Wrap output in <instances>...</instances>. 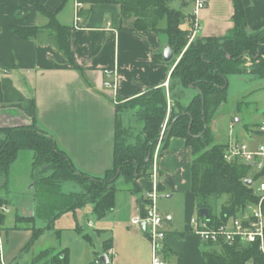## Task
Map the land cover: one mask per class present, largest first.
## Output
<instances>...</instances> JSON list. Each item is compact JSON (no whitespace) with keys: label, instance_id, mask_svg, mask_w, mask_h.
<instances>
[{"label":"crops","instance_id":"obj_1","mask_svg":"<svg viewBox=\"0 0 264 264\" xmlns=\"http://www.w3.org/2000/svg\"><path fill=\"white\" fill-rule=\"evenodd\" d=\"M32 1L40 2L49 11H58L59 22L72 28L71 47L82 70L71 66L51 31L44 30L31 38H22L13 31L12 26L47 25L48 18L37 10ZM170 5L185 15L192 12V3L187 0H172ZM244 5L248 31L263 29L264 0H244ZM233 14V0H207L206 7L196 18L198 26L193 27L191 39L225 36L234 25ZM185 22L182 27L189 28L187 18ZM166 46H169L166 38L159 33L136 30L135 19L123 17L119 4H93L79 0H0V126L36 123L67 152L77 169L102 176L113 166L118 134L131 144L135 143L131 141L134 130L137 131L136 143L144 139L143 124L137 120L136 109L118 113V101L134 98L151 87L164 86L169 109L174 104L169 91L173 65L171 60H164ZM106 68L116 73L115 88L104 86ZM189 89V92L183 89V104H187L196 93L193 87ZM228 140L227 135L223 142ZM26 150L29 152H24ZM21 155L28 157L31 164L28 180L33 182L34 152L22 149L10 166L7 187L12 185V172ZM192 160V150L185 139L172 137L153 165L152 174L155 167L156 180L152 175L150 179L140 177L137 180L140 195L145 198L155 186L159 192L169 191L168 198L179 195L187 204V218L179 223L180 229H174V215L170 214L173 226L167 228L165 240L168 264L173 258H177L178 263L174 260L172 264H207L204 251L208 243L191 227V219L197 215L195 195L191 190ZM61 186L63 190L62 182ZM31 187H34V182ZM125 191L127 206L135 211L132 218L141 216L140 195L128 189ZM118 192L119 189L116 207L111 211L114 213L119 202L124 203L119 198L117 200ZM0 194L7 199L6 205L12 212L11 196L1 190ZM33 199L35 201L34 194ZM16 213L19 215L18 210ZM8 214L0 210V235L4 262L12 264L30 241L32 230L27 223L18 222L17 215L10 223ZM21 216L35 215L24 213ZM115 247L113 240L111 255L116 256ZM129 264H151L150 255L148 253Z\"/></svg>","mask_w":264,"mask_h":264},{"label":"trees","instance_id":"obj_2","mask_svg":"<svg viewBox=\"0 0 264 264\" xmlns=\"http://www.w3.org/2000/svg\"><path fill=\"white\" fill-rule=\"evenodd\" d=\"M79 1L119 4L123 17L135 19L136 30L155 31L166 38L174 52L170 61L173 69L169 86L174 104L169 109L164 86L151 87L134 98L118 101V113L136 109V115L143 124L144 139L131 144L118 134L113 166L102 176L77 169L67 152L36 123L0 126V190L7 187L10 166L19 151L30 149L34 152L32 178L36 215L46 220L47 224L45 228H37L34 225L35 216L17 215V221L28 223L32 230V237L23 250H29L44 230L52 228L64 213H76L92 204L98 218L105 217L116 207L119 178L123 179L133 194L140 195L137 180L140 177L151 178L154 152L163 131L160 153L168 147L172 137L185 139L192 150L191 190L195 195L197 216H202L200 209L208 208L211 224L217 225L226 216H237L254 203L257 200L256 188L244 182L247 178L256 177L251 174V166L241 161H227L224 158L227 143L216 141L210 126L214 113L228 99L229 75L249 72L264 77V28L248 31L244 0H233L234 25L225 36L193 40L192 15H185L172 7V0ZM31 3L48 18L47 25L12 26L13 31L22 38L38 36L44 30L51 31L71 66L82 70L71 47L72 28L59 22L58 11H49L38 1ZM186 18L190 23L189 28L182 27ZM189 87L196 89V93L187 104H183V89ZM64 180L78 182L81 190L64 192L61 186ZM223 195L228 196L227 201L216 212L218 200ZM139 200L142 203V215H145V205L149 200L143 195L139 196ZM3 203L6 204L7 199L0 195V204ZM103 246V252L108 253L113 246V239L105 240ZM67 250L55 253L53 247L46 248L34 257L33 263L66 264ZM99 256L97 254L96 258ZM204 256L207 264H264V254L257 243H237L234 246L208 243Z\"/></svg>","mask_w":264,"mask_h":264},{"label":"rangeland","instance_id":"obj_3","mask_svg":"<svg viewBox=\"0 0 264 264\" xmlns=\"http://www.w3.org/2000/svg\"><path fill=\"white\" fill-rule=\"evenodd\" d=\"M183 24L186 25V22L183 21ZM184 90L189 92L190 89L184 88ZM240 102H242V105H240ZM263 120L264 77L249 72L229 75L228 99L214 113L210 123L216 141H225L227 135L229 136L230 124H234L232 137L240 142L254 145L262 141V137L256 133V130ZM166 125L167 123L165 127ZM136 134L137 131L134 130V136H132L131 141L135 143L137 140ZM161 148L162 141H159L153 156L154 166L157 157L161 155ZM24 152L29 151L26 150ZM28 169H31L28 157L21 155L12 172V185L1 188L3 194L11 196L13 203L12 212L7 214L11 223V220L18 214L16 213L17 210L19 215L32 213L36 216V226L45 228L46 220L36 215V205L33 199L34 187H31L33 185L31 179L30 181L28 180ZM251 174H255V171H252ZM62 183L63 190L66 192L81 190V185L76 181L64 180ZM258 183L259 180H255L253 187L257 189ZM117 186L119 188L117 200L119 198V201L124 203L119 202V208L115 213L111 212L106 217L98 218L92 204L77 210L76 213H64L52 228L44 230L43 234L34 242L30 251H23L12 264H34V257L40 251L50 247L54 248L55 253L68 249L66 264H97V254H104L103 241L109 238H113L116 242L115 251L117 255H111L109 251L107 254L116 264H129L135 259L139 260L146 257L148 253L151 258V244L148 237L140 226L133 225L131 222L135 211L127 206L128 196L125 190H129V186L124 183L122 178L118 179ZM168 194L170 193L167 190L158 191V208L165 217L173 214L175 220L174 229H180L179 223L182 219L187 218V204L182 201L181 196L176 195L168 198ZM227 197V195H223L219 198L218 207L215 209L216 212H219L222 205L226 203ZM1 205L6 204L3 203ZM0 210L4 212L3 209ZM89 222H92V225ZM58 232H60L59 237ZM205 247L208 248V244ZM174 260L175 263H178L177 258L172 259L173 263ZM143 262L145 263V261ZM0 264L3 263L0 262Z\"/></svg>","mask_w":264,"mask_h":264},{"label":"built area","instance_id":"obj_4","mask_svg":"<svg viewBox=\"0 0 264 264\" xmlns=\"http://www.w3.org/2000/svg\"><path fill=\"white\" fill-rule=\"evenodd\" d=\"M192 3L191 15L196 18L203 8L207 5V0H187ZM195 28L198 26L197 21L194 23ZM106 79L104 86L107 88H115L116 78L115 71L109 68L104 70ZM234 124H230L229 140L224 151V158L229 161H241L249 164L252 171H255L256 177L253 179L259 180L256 193L257 200L249 204L247 208L237 216H226V219L217 225H212L211 221L206 216H197L191 219L192 229L200 235L205 243H219L229 246H234L237 243H257L260 251L264 254V120L258 125L256 133L262 137V141L254 145L247 142H240L232 137ZM163 133L160 137V142L163 138ZM156 180V172L152 174ZM252 184V185H253ZM149 202L147 203L145 215L132 218L133 225L141 227V223H146V236L151 244V264H167L165 257V240L168 234L169 225L165 222V216L160 212L157 204L158 190L154 186L147 192L146 195ZM0 209L4 212H10L7 205H1ZM92 225V222H89ZM109 253H113L110 248ZM0 262L5 264L2 237L0 235ZM97 264H103L100 258L96 259Z\"/></svg>","mask_w":264,"mask_h":264},{"label":"water","instance_id":"obj_5","mask_svg":"<svg viewBox=\"0 0 264 264\" xmlns=\"http://www.w3.org/2000/svg\"><path fill=\"white\" fill-rule=\"evenodd\" d=\"M173 57H174V52H173L172 48L170 46H166L165 49H164V60L165 61H170V60L173 59ZM244 182L247 185H249V186H252V184H253V180L251 178L245 179ZM200 214L202 216L208 217L209 216V210H208V208H202V209H200ZM165 222L168 225L173 226L172 216L171 215L166 216L165 217ZM141 228H142L144 234H146L147 230H146V223L145 222H142L141 223ZM100 259H101V261L104 264H113L112 261H111V259H110V257H109V255L107 253L101 254L100 255Z\"/></svg>","mask_w":264,"mask_h":264}]
</instances>
